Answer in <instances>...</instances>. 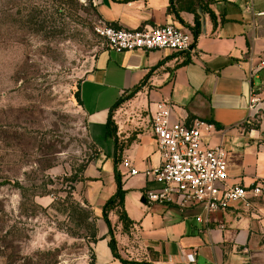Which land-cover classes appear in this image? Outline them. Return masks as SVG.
I'll return each instance as SVG.
<instances>
[{
  "label": "crops",
  "instance_id": "obj_1",
  "mask_svg": "<svg viewBox=\"0 0 264 264\" xmlns=\"http://www.w3.org/2000/svg\"><path fill=\"white\" fill-rule=\"evenodd\" d=\"M103 23L142 30L173 25L189 32V51L170 49L101 52L80 85L89 136L97 148L86 169L85 199L97 220V264H264V197L252 207L236 203L207 215L200 207L149 204L145 191L156 187L145 174L161 163L152 133L156 104L172 105V121H212L206 137L226 150L228 185L251 186L264 180V0H97ZM136 87L139 91L113 108ZM260 102L249 108L251 90ZM117 138L107 135L110 112ZM119 162L116 165L118 147ZM129 161L139 170L130 175ZM133 221L124 231L116 210L103 217L118 189ZM144 200V201H143ZM130 262V263H126Z\"/></svg>",
  "mask_w": 264,
  "mask_h": 264
},
{
  "label": "rangeland",
  "instance_id": "obj_2",
  "mask_svg": "<svg viewBox=\"0 0 264 264\" xmlns=\"http://www.w3.org/2000/svg\"><path fill=\"white\" fill-rule=\"evenodd\" d=\"M101 23L97 0H0V264H97L76 93L109 48Z\"/></svg>",
  "mask_w": 264,
  "mask_h": 264
},
{
  "label": "built area",
  "instance_id": "obj_3",
  "mask_svg": "<svg viewBox=\"0 0 264 264\" xmlns=\"http://www.w3.org/2000/svg\"><path fill=\"white\" fill-rule=\"evenodd\" d=\"M96 31L116 52L154 49L185 52L193 44L189 32L173 25L129 30L102 22ZM249 102L251 110L256 109L260 102L253 89ZM216 131L214 122L202 118H194L190 123L172 121V105L166 101L156 104L152 115V133L157 141L161 163L145 172L156 184V187L145 191L149 204L176 206L180 210L197 206L210 215L236 203L250 207L253 199L264 196V180L251 186L227 184L226 150L220 144L211 146L206 142V137ZM123 165L130 175L139 173L129 161Z\"/></svg>",
  "mask_w": 264,
  "mask_h": 264
},
{
  "label": "trees",
  "instance_id": "obj_4",
  "mask_svg": "<svg viewBox=\"0 0 264 264\" xmlns=\"http://www.w3.org/2000/svg\"><path fill=\"white\" fill-rule=\"evenodd\" d=\"M139 89H140V87H136L127 96L120 98L116 102V104L114 105L113 108L117 107L121 103H123V102L127 101L128 99H130L131 97H133L139 91ZM76 97H77V100L79 101L80 105L82 106V101H81V97H80V88H79L78 92L76 93ZM117 131H118V128H117V125L113 119V112L111 111L108 122H107V135L109 137L117 138ZM117 147H118V149L116 152L117 155H116V159H115L116 165H117V162H119L118 153L120 152V150H122L119 148V146H117ZM115 174H116L118 189H117V192L107 200V202L104 206V209H103V217L110 227L111 238L109 241V246H110L114 256L120 257L118 255V252H117V250H118L117 242H116L115 237L113 235V229L111 228V222L109 221V213L111 211H114V210L117 211L118 216H119V221L123 224L124 231L129 230V228L133 225V221L129 218V216L125 210V207H124L126 191L123 189L121 173L116 169ZM97 241H98V239L95 240V242H97ZM126 263H130V262H126Z\"/></svg>",
  "mask_w": 264,
  "mask_h": 264
},
{
  "label": "water",
  "instance_id": "obj_5",
  "mask_svg": "<svg viewBox=\"0 0 264 264\" xmlns=\"http://www.w3.org/2000/svg\"><path fill=\"white\" fill-rule=\"evenodd\" d=\"M144 201V200H143Z\"/></svg>",
  "mask_w": 264,
  "mask_h": 264
}]
</instances>
